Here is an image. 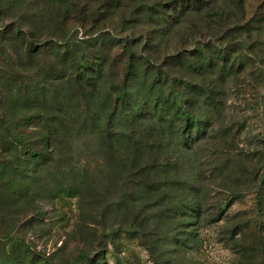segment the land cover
Masks as SVG:
<instances>
[{
  "label": "rangeland",
  "instance_id": "1",
  "mask_svg": "<svg viewBox=\"0 0 264 264\" xmlns=\"http://www.w3.org/2000/svg\"><path fill=\"white\" fill-rule=\"evenodd\" d=\"M29 1L0 0V27L47 9L44 0L38 9ZM197 1L206 4L204 10L166 33L159 49L191 54L195 43L212 41L235 54L242 50L237 69L217 64L210 72L181 70L186 82L206 86L217 100L203 108L211 112L212 127L180 152L179 129H164L155 116L131 125L123 120L109 130L119 144L104 147L94 120L105 116L94 119L89 99L72 97L66 110L76 124L67 138H58V167L51 171H59L66 184H80V197L49 202L31 193L13 213L0 211V234L13 239L9 248L25 246L50 264H264V207L257 202L264 182V0H240L239 9L232 0ZM89 2L115 21L105 0ZM96 26L90 25L91 33ZM136 28L135 34L145 29ZM4 59L21 69L11 52ZM55 87L62 91L65 84ZM87 114L90 125L77 119ZM181 230L193 237L177 248Z\"/></svg>",
  "mask_w": 264,
  "mask_h": 264
},
{
  "label": "trees",
  "instance_id": "2",
  "mask_svg": "<svg viewBox=\"0 0 264 264\" xmlns=\"http://www.w3.org/2000/svg\"><path fill=\"white\" fill-rule=\"evenodd\" d=\"M39 3L31 0L27 5L38 9ZM42 3L47 9L32 10L0 27V211L8 213L27 204L31 193L49 202L64 195L80 197V184H66L59 171H51L52 165L58 167V138H67L71 123L76 124L66 110L72 97L88 98L94 119L100 118L98 113L105 116L93 119L104 147L116 148L120 142L117 135H109L114 122L131 125L133 120L155 116L164 129H179L178 151H186L212 127L211 112L203 108L215 106L217 100L206 86L191 83V88L181 77L182 68L210 72L217 64L224 68L228 64L237 69L243 61L242 50L235 54L212 41L195 43L191 54L159 49L166 33L204 10L201 1L105 0L104 8L116 11L115 21L110 20L111 12L101 15L103 6L97 10L89 0ZM231 4L239 9L240 0ZM93 23L98 31L91 33ZM140 24L145 29L135 34ZM5 51L13 54L21 69L11 68ZM42 52L43 59L34 62ZM58 81L65 84L62 91L55 87ZM210 84L214 82L209 80ZM82 117L77 116L78 121L89 124V114ZM166 161L177 165L172 158ZM257 202L264 207V182ZM192 209L186 210L187 215ZM190 237L193 232L181 230L175 238L177 248L185 247ZM12 240L10 234H0V264H38V258L40 264H50L25 246L9 248Z\"/></svg>",
  "mask_w": 264,
  "mask_h": 264
}]
</instances>
